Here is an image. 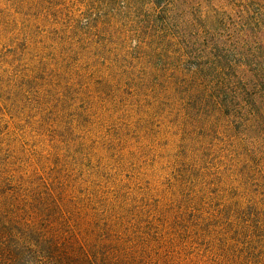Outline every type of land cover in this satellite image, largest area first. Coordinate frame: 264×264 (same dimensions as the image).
Segmentation results:
<instances>
[{
    "label": "rangeland",
    "instance_id": "obj_1",
    "mask_svg": "<svg viewBox=\"0 0 264 264\" xmlns=\"http://www.w3.org/2000/svg\"><path fill=\"white\" fill-rule=\"evenodd\" d=\"M0 182L83 232L260 197L264 0H0Z\"/></svg>",
    "mask_w": 264,
    "mask_h": 264
},
{
    "label": "trees",
    "instance_id": "obj_2",
    "mask_svg": "<svg viewBox=\"0 0 264 264\" xmlns=\"http://www.w3.org/2000/svg\"><path fill=\"white\" fill-rule=\"evenodd\" d=\"M6 185L0 182V264H264V194L130 224L100 211L102 229L83 232L64 210L29 212Z\"/></svg>",
    "mask_w": 264,
    "mask_h": 264
}]
</instances>
